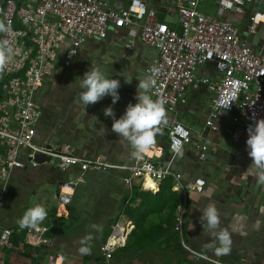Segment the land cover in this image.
<instances>
[{"label": "crops", "instance_id": "1", "mask_svg": "<svg viewBox=\"0 0 264 264\" xmlns=\"http://www.w3.org/2000/svg\"><path fill=\"white\" fill-rule=\"evenodd\" d=\"M109 1L115 9L124 8L129 2ZM142 1L156 12L160 22L175 26L176 0ZM217 1L204 0L198 9L216 18H229L238 28L239 38L255 54L264 53V25L258 26L254 33L247 31V18L254 7L247 5L221 13ZM172 17L175 19L168 20ZM69 47L70 42L66 40L55 56L53 70L45 75L34 95L40 112L36 122L40 142L69 145L76 150V156L84 159L99 157L116 165L133 163L131 147L111 131L113 119L104 116V109L111 106L118 119L129 103L137 102L138 80L147 75L146 70L157 57V51L140 41L139 28L133 25L108 26L104 38H90L80 45L66 67L64 54ZM94 67H99L109 78L120 80V99L116 104L107 96L86 108L82 103L81 78ZM129 76L131 83H125ZM217 79L214 63L208 62L197 69L187 89V103L177 106L172 115L190 130L191 142L172 154L166 148V132L160 129L155 145L163 147L164 151L159 162L180 174L186 188L191 187L196 178L205 180L201 192L192 191L186 197L182 239L190 249L224 264H264V185L255 178L245 180L241 176L252 163L246 146L248 137L243 134L240 123L232 122L234 114L231 113L218 111L215 114L212 122L216 131L205 125L212 112L214 96L208 83ZM204 139H208L211 146L208 158L201 160L194 145ZM77 177L83 181L76 186L70 204L60 205L59 184ZM161 185L162 182H157L151 190H143L135 182L127 187L118 171L81 172L78 166L65 171L51 164L15 169L4 184L0 229L12 233L26 229L18 226L23 211L42 205L48 215L40 225L48 230L40 247L26 245L24 250L22 244L14 247L11 243L0 247V264L4 261L7 264H45L56 254H62L66 264H202L181 247L180 236L173 229L177 207L173 219L170 194L174 192L179 198L180 194L172 186L160 191ZM213 203L220 214V225L215 233L200 221L203 210ZM93 224L102 225V231L92 229ZM115 224L128 229L129 234L125 245L115 249L106 260L100 248ZM191 224L195 226L192 230ZM220 231H226L232 241L227 255L215 252V248L221 246ZM88 234L94 237L92 252L82 256L78 251L80 240ZM173 243L178 247H172ZM137 246L144 248L132 249Z\"/></svg>", "mask_w": 264, "mask_h": 264}, {"label": "built area", "instance_id": "2", "mask_svg": "<svg viewBox=\"0 0 264 264\" xmlns=\"http://www.w3.org/2000/svg\"><path fill=\"white\" fill-rule=\"evenodd\" d=\"M203 1L176 0L177 22L170 26L160 22L156 12L142 0H129L121 9H115L109 0H0V20L11 26L10 32L0 33V40L7 39L14 49L12 61L0 78V201L6 192L4 184L11 171L51 164V159L59 160L55 167L62 171L73 166H78L81 172L118 171L124 185L132 187L137 182L143 190L153 188L147 186V180L155 184L170 178L172 189L181 198L173 227L180 236L181 247L202 264H224L190 249L183 241L187 193L201 192L205 180L196 178L193 185L186 188L180 174L160 164L163 147L154 145L133 163L116 165L99 157L94 160L80 158L69 145L40 142L36 131L40 112L34 95L45 75L53 70L55 56L63 43L66 40L70 42L63 62L67 67L86 40L104 38L110 25L114 28L133 25L139 28L140 41L157 51V57L152 59L146 73L154 75L157 81L151 92L152 98L162 99L167 111V119L160 129L166 132L169 152L178 153L191 142L190 130L172 115L177 106L187 103V89L195 79L197 69L208 62L214 63L218 79L208 83L214 96L212 112L205 125L216 131L212 122L215 114L218 111L231 113L234 114L232 122L240 123L243 134L248 137V127L256 120L264 119V53L255 54L239 38L238 28L229 18L220 19L201 12L198 5ZM217 2L221 13L253 6L247 18L249 33L264 25V0ZM151 67L159 68V73H150ZM210 146L208 139L195 143L194 149L201 160L208 158ZM38 156L48 157L50 163L39 162ZM82 181L77 177L59 184L57 200L60 205L70 204L76 186ZM47 230L42 225L26 228L24 243L40 247ZM11 234L10 230L0 229V247L10 245ZM128 234L125 227L113 225L110 235L101 245L102 256L110 259L115 249L125 245ZM45 264H66V261L62 254H56Z\"/></svg>", "mask_w": 264, "mask_h": 264}, {"label": "clouds", "instance_id": "3", "mask_svg": "<svg viewBox=\"0 0 264 264\" xmlns=\"http://www.w3.org/2000/svg\"><path fill=\"white\" fill-rule=\"evenodd\" d=\"M11 31L10 23L6 24L0 20V33ZM14 49L10 46L7 39L0 40V78L6 72L8 65L11 63ZM150 73L158 74L159 68L151 67ZM132 78L125 83H131ZM157 81L154 75H146L138 80L137 95L134 105L129 103L124 114L120 118H115L114 109L109 106L104 109V116L113 119L111 131L117 137L122 138L131 147V155L135 158H142L156 144V136L160 126L167 119V111L162 99H153L151 92L156 86ZM121 87L119 79H111L99 67L90 68L81 78L79 88L84 89L80 94V99L85 108L94 105L103 98L111 97L112 104H116ZM139 89V91H138ZM229 104L226 105L228 108ZM248 138L246 146L248 156L251 158V165L241 173L243 179L249 177L255 178L258 183L264 185V119H258L254 125L247 129ZM48 212L42 205H36L28 208L22 217L18 220V226L24 228H36L46 218ZM201 223L211 232H217L220 225V214L215 204H209L202 212L200 217ZM96 231H102V225H90ZM191 224L190 230L194 229ZM94 237L88 234L81 238V247L78 249L82 256L91 255L92 240ZM220 247L215 248L217 255H227L231 251V238L226 231L219 232Z\"/></svg>", "mask_w": 264, "mask_h": 264}, {"label": "trees", "instance_id": "4", "mask_svg": "<svg viewBox=\"0 0 264 264\" xmlns=\"http://www.w3.org/2000/svg\"><path fill=\"white\" fill-rule=\"evenodd\" d=\"M171 186H172V179L170 178H167L165 180L162 181V185L160 186L159 190L160 191H163V190H169L171 189ZM171 196V199H172V203L170 205V213L171 215L173 214V219H174V212H175V209L176 207L181 203V198L178 197V195L174 192H172L170 194ZM25 233H26V229L24 230H19V231H14V233L11 234V237H10V243L12 246L16 247V246H19L20 244L23 245V249L26 250L27 247H26V244L24 243L25 241ZM177 243H173V246L174 248L178 247V244L176 245ZM144 248V247H142ZM141 247L137 246V247H134L132 249L134 250H141L142 249ZM4 264H7V261H4Z\"/></svg>", "mask_w": 264, "mask_h": 264}, {"label": "water", "instance_id": "5", "mask_svg": "<svg viewBox=\"0 0 264 264\" xmlns=\"http://www.w3.org/2000/svg\"><path fill=\"white\" fill-rule=\"evenodd\" d=\"M37 160L39 162L47 161L48 163H50V160L48 159V157H44V156H38ZM51 161H52L51 165L53 166H56V164L59 162L58 159H51Z\"/></svg>", "mask_w": 264, "mask_h": 264}, {"label": "bare ground", "instance_id": "6", "mask_svg": "<svg viewBox=\"0 0 264 264\" xmlns=\"http://www.w3.org/2000/svg\"><path fill=\"white\" fill-rule=\"evenodd\" d=\"M147 186L148 187H154V184L150 180H147Z\"/></svg>", "mask_w": 264, "mask_h": 264}, {"label": "rangeland", "instance_id": "7", "mask_svg": "<svg viewBox=\"0 0 264 264\" xmlns=\"http://www.w3.org/2000/svg\"><path fill=\"white\" fill-rule=\"evenodd\" d=\"M212 14H214L213 12H211ZM172 19H175V17H172V18H170V19H168V20H172ZM26 210H24L23 212H25Z\"/></svg>", "mask_w": 264, "mask_h": 264}]
</instances>
